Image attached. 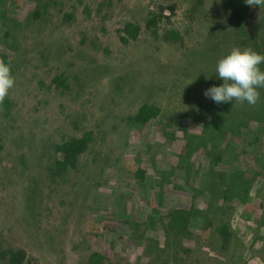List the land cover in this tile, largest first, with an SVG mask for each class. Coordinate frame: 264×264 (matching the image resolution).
I'll return each mask as SVG.
<instances>
[{
    "label": "rangeland",
    "instance_id": "1",
    "mask_svg": "<svg viewBox=\"0 0 264 264\" xmlns=\"http://www.w3.org/2000/svg\"><path fill=\"white\" fill-rule=\"evenodd\" d=\"M128 24L138 31L126 33ZM236 47L264 54V8L0 0V61L16 81L0 100V247L24 249V264H87L94 251L108 258L101 264H213L221 242L207 232L208 215L228 224L231 264H264V88L255 105L204 95L222 84L216 63ZM144 104L159 115L134 122ZM223 115L233 128L203 131ZM85 134L77 167L55 176L58 146ZM179 159L188 163L174 171ZM172 209L194 212L193 236L150 258L134 223ZM154 234L164 245L165 231Z\"/></svg>",
    "mask_w": 264,
    "mask_h": 264
},
{
    "label": "trees",
    "instance_id": "2",
    "mask_svg": "<svg viewBox=\"0 0 264 264\" xmlns=\"http://www.w3.org/2000/svg\"><path fill=\"white\" fill-rule=\"evenodd\" d=\"M234 2V0H233ZM233 4V3H232ZM234 10V12H233ZM233 10L231 9L234 19L236 22V25L240 27L244 31V26L241 21L240 15L237 11H235V7L233 6ZM245 20V19H244ZM130 28H133L136 31H138V27L133 24H128L125 27V32L128 34H132ZM246 34L245 32H243ZM132 37H136L133 35ZM256 51L259 52V46L256 45L255 48ZM57 80L59 77L56 78ZM264 93V89H262ZM262 105L261 111L264 112V96L261 99L259 107ZM258 107V108H259ZM228 110V109H227ZM227 112V111H226ZM160 109L155 105H149L144 104L140 107L137 114L132 118L134 122L138 123H147L150 119L155 118L159 115ZM229 114V112H227ZM232 115V112L230 113ZM224 119V115L222 117ZM231 119V116H230ZM226 120H219L214 119L211 123H206L204 126L203 131H206L207 129L211 128L213 129V132L220 133L223 129H226L228 122L230 121ZM209 125V126H208ZM230 127L233 128V123L230 121ZM219 129V130H218ZM90 138L87 134H85L81 138H74L71 141H68L64 143L63 145L58 146L57 151L62 154V159H57L54 164V168L56 170L55 176H62L64 173H68L71 170L75 169L77 167V163L79 162L78 156L84 153L88 149ZM2 149V146L0 145V151ZM188 163V159H179V162L177 163L176 168L174 171L178 169V167H183L185 163ZM184 164V165H183ZM238 172V171H237ZM241 173V172H238ZM146 174L145 170L142 168H139L137 171V175L143 179L144 175ZM172 174V172L170 173ZM168 176V175H167ZM234 178V177H233ZM172 179V178H171ZM232 179V177L228 176L227 180ZM233 187H235L234 180L232 179ZM214 181L215 188L217 184ZM241 187V186H240ZM231 187H228V191L230 192ZM227 191V192H228ZM245 192H249L247 188H244ZM214 196V195H213ZM210 197L211 201L209 203V207L214 206L215 201L214 197ZM194 212L191 210L186 209H172L170 210L164 217L160 219V221L152 216H148L143 221H136L134 223V230H132V236H137L139 239L138 242L141 244L142 247V253L148 255L150 258L153 256H156L157 253H161L163 250V247L165 248L164 251L171 250L173 248H177L178 244L182 243L184 244V240L190 239L193 234L192 231L189 229V221L190 217ZM158 215V213L156 214ZM205 223L207 221L208 225V231L210 235L215 238L219 239L218 241L221 242L219 244V247L216 248V256H210L208 255V259L213 264H231L229 260L232 259L233 255L231 253H228L227 247L229 242L232 239L231 232L229 231L228 224H223L222 221L218 223H214L212 220L211 222H208V219L210 220V217L212 216H206ZM157 221V222H156ZM163 232L166 233V240L165 244L162 245L161 241L158 239V237L154 234L157 233L158 230L161 228ZM205 231V230H204ZM180 251L186 252L188 251L186 248H180ZM174 252L177 253V250H174ZM198 255H205L206 253H203L202 250L199 251ZM28 259L27 252L24 249H15V248H3L0 247V264H24ZM107 257L103 255L102 253H99L97 251H94L89 254L87 259V264H101L104 261H107ZM202 260H200V263ZM140 263V262H139Z\"/></svg>",
    "mask_w": 264,
    "mask_h": 264
},
{
    "label": "clouds",
    "instance_id": "3",
    "mask_svg": "<svg viewBox=\"0 0 264 264\" xmlns=\"http://www.w3.org/2000/svg\"><path fill=\"white\" fill-rule=\"evenodd\" d=\"M250 6L264 8V0H245ZM264 54L252 48H233L221 57L215 66V76L222 84L213 85L204 95L217 104L247 102L255 105L260 98V88H264ZM15 76L11 66L0 61V100H3L15 86Z\"/></svg>",
    "mask_w": 264,
    "mask_h": 264
}]
</instances>
